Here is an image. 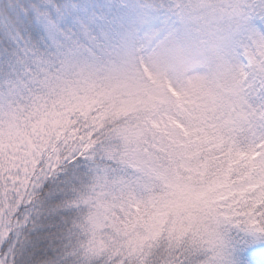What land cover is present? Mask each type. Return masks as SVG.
<instances>
[{"label": "snow or ice", "instance_id": "snow-or-ice-1", "mask_svg": "<svg viewBox=\"0 0 264 264\" xmlns=\"http://www.w3.org/2000/svg\"><path fill=\"white\" fill-rule=\"evenodd\" d=\"M135 7L117 0H0V264H256L253 254L264 249V167L234 174L206 214L210 233L203 237L178 236L172 218L163 231L152 227L141 179L117 176L127 186L117 212L123 223L109 237L93 232L90 240L69 243V189L126 172V149L101 110L41 107L38 99L56 97L70 65L98 58ZM141 7L142 20L160 23L162 4ZM258 7L251 24L264 33V0ZM256 107L264 114V97ZM257 151L264 155V145ZM45 205L53 218L40 223Z\"/></svg>", "mask_w": 264, "mask_h": 264}, {"label": "rangeland", "instance_id": "rangeland-1", "mask_svg": "<svg viewBox=\"0 0 264 264\" xmlns=\"http://www.w3.org/2000/svg\"><path fill=\"white\" fill-rule=\"evenodd\" d=\"M243 1L251 2L176 0L174 8L181 10L176 13L174 28L166 33L169 23L163 22L164 27L148 32L143 36L145 50L139 54L138 34L154 24L141 19V6L149 3L117 0L135 5V11L105 42L98 58L70 65L57 85L56 97L38 99L41 107L52 104L66 111L101 110L126 149L127 171L102 174L87 196L73 204L74 209L81 208L76 220L86 224L82 231L85 241L92 239L93 232L97 237H109L116 230L110 198L111 180L117 176L139 177L150 191L152 227L159 225L158 230L163 231L172 218L178 236L195 233L203 237L210 233L206 214L234 182V174L247 169L245 175L250 176L264 167L259 146H239L249 117L236 102L246 91L244 85L235 81L231 91L221 86L222 77L240 73L247 65L258 72L253 55H240L237 48V34L244 30L257 50L264 48L261 33L251 24L259 5L252 2L249 9L234 6ZM149 108L178 121L168 128L169 138L174 139L170 145L163 137L147 141L141 120ZM253 256L256 264H264V249L258 248Z\"/></svg>", "mask_w": 264, "mask_h": 264}, {"label": "trees", "instance_id": "trees-1", "mask_svg": "<svg viewBox=\"0 0 264 264\" xmlns=\"http://www.w3.org/2000/svg\"><path fill=\"white\" fill-rule=\"evenodd\" d=\"M151 3L156 4H162L163 11L160 13L159 20L160 23L153 24L151 27L143 28V31H141L138 34V40L136 44V49L138 50L139 54L143 53L145 50V44H144V38L148 32H152L153 29H158L160 27H164L163 22L169 23L166 25V33L171 32V30L174 28L175 23V16L178 10H181L179 6L174 8V4H176V0H144ZM250 3L238 2L234 3L235 5H241V7L251 8L250 4L252 3L254 6L256 4L260 5L257 0H250ZM261 1V0H260ZM249 4V5H248ZM257 5V6H258ZM248 8V9H249ZM253 10V9H252ZM255 10V9H254ZM256 11H259V8L256 9ZM173 14H172V13ZM258 31L261 33L262 37V43H264V33L261 32L260 29ZM248 33V30H244L240 35L237 34L236 40L238 45V51L240 55H248L251 53L253 55L254 60L256 61V64H258V72L254 69H247L248 65L241 71L240 73L235 72V75L233 72L229 76L222 77V85L224 89L231 91L234 88L235 81L240 84L244 85V91L241 96L236 98L237 105L240 108H245L247 110L248 116V124H245L243 126V132L240 134V141L239 146L243 149H249L261 146L264 144V114L257 111V105L261 97H264V48L260 50H257L256 47L250 42L252 39L249 38L246 34ZM159 39L155 44H153L152 47L157 46V43L160 41ZM255 47V48H252ZM150 49V48H149ZM250 67V66H249ZM256 71V72H255ZM182 107V106H181ZM180 107V108H181ZM144 118H142L141 123L146 128L147 133V141L153 140V139H161L163 137L165 139V142H168L169 145L172 143L171 140L174 142V139L169 138L170 132L168 128L172 127L175 121L171 118H166L164 116V113H162L159 109L149 108L146 113L143 114ZM178 117V116H177ZM257 120H260L261 122H257ZM178 122V121H177ZM254 131V132H253ZM257 131V132H256ZM258 133V134H256ZM256 151V150H255ZM122 178L126 180H130L131 176L130 174H125L122 176ZM113 182V192L111 196V205L114 208L113 209V217L115 219H112L113 225L117 226V222L123 223V221H120L119 216L117 215V212L121 211L120 207V201L119 197L122 194V190L126 189V185L119 186L120 181L117 178L116 180H111ZM92 181H89L88 186L86 187H80L77 186L75 188L69 189L68 191V201L70 203V207H67L64 209V214L67 216L68 223L65 225V227L69 230L67 235L70 237L69 243H74L79 240H85L82 231L85 229V223L84 224H78L79 222L76 220V217L79 216V210L81 208L74 209L73 204L75 201H78V198L86 197L87 194L90 192V188L92 186ZM147 196L146 199L149 200L150 206H151V200H150V191L146 189ZM133 195H135L133 193ZM51 209L45 205L41 209V216L39 219L40 223H48L53 217L48 216V212ZM139 211V209H137ZM56 219H59L57 216ZM263 264V263H259Z\"/></svg>", "mask_w": 264, "mask_h": 264}]
</instances>
